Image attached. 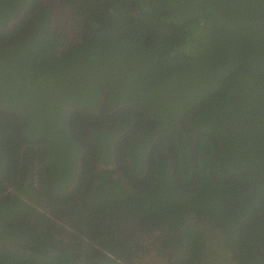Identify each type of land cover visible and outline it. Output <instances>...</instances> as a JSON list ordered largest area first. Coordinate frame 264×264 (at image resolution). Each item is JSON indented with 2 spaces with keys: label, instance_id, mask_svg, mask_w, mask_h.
<instances>
[{
  "label": "trees",
  "instance_id": "16d2710c",
  "mask_svg": "<svg viewBox=\"0 0 264 264\" xmlns=\"http://www.w3.org/2000/svg\"><path fill=\"white\" fill-rule=\"evenodd\" d=\"M62 4L69 6L75 38L67 26L61 31L63 24L53 28L56 12L46 0H0V93H8L2 103L27 108L30 125V134L18 138L9 130L16 129L13 120L0 111L5 150L13 156L52 123H61L67 112L74 123L92 117L73 105L102 111V92L111 107L148 106L164 121L160 131L177 126L204 132L197 144L198 179L192 142L171 134L175 151L164 146L168 154L161 177L148 192L131 195L122 178L110 186L114 194L122 193L119 205L137 213L135 220L154 223L161 245L180 247L185 264H199L205 249L203 227L195 223L204 215L223 232L227 248L220 245V252L238 264H264V0ZM129 113L140 119L144 111L122 115ZM154 159L156 164L158 156ZM196 181L191 192L180 185L192 187ZM25 215L17 202L0 207L1 224L11 223L12 230L31 220ZM115 216L121 222L122 215ZM116 224L107 232L109 244L101 242L103 251L80 235L72 245L56 241L46 223L23 228L17 237L25 245L14 247L2 237L0 225V264L136 262L134 257L141 256L137 244L126 242ZM47 239V246L35 245Z\"/></svg>",
  "mask_w": 264,
  "mask_h": 264
},
{
  "label": "flooded vegetation",
  "instance_id": "af4514ba",
  "mask_svg": "<svg viewBox=\"0 0 264 264\" xmlns=\"http://www.w3.org/2000/svg\"><path fill=\"white\" fill-rule=\"evenodd\" d=\"M46 2L55 8L54 29L63 22L65 24L68 18L72 19L66 12L69 6L62 4V0ZM0 96L7 97L0 99L2 105L0 111L13 120L16 129H9L12 135L18 138L29 135L30 125L26 122L29 119L26 114L27 108L3 107L7 105L2 101H8V93L4 95L0 93ZM73 106L82 115L91 113L92 117L85 118L84 115L82 121L74 123L67 112L61 123H52L51 129L41 133L40 138L31 139L33 143L25 142L20 149L17 148L18 154L17 149L13 156L5 150L0 136V207H11L17 202L20 207H25L26 217L40 220L51 228L57 225L64 226L66 229L57 226L60 228L57 235L52 232L56 241L62 240L72 245L80 235L95 245V251H103L104 245L101 242L109 244L111 236L107 232L117 223L118 217L116 218L115 214L119 212L122 218L121 222L116 224L118 231L124 239L126 238V242L137 244V251L143 253L153 250V254L162 257L160 260L162 264H185L183 250L171 244L162 246L154 223H145L141 218L135 220L137 213L134 214L120 206L122 193L114 194L110 186L115 185V180L122 178L125 181L122 186L131 187V195L148 192L161 177L160 167L164 163V156L168 154L167 149L163 150L164 146L170 144L175 151L171 134H175L181 142L188 144L192 142L195 179H198L197 144L204 132L191 133L188 130H179L180 127L177 126L171 131H160L159 124L164 121L153 116L148 106H145L146 110L136 103L130 105L132 108L111 107L107 94L102 97V93L101 108L107 111L114 109L115 116L110 111L108 113L102 112L101 109L93 111L77 103ZM132 109L144 111V114L140 119V115L135 113L122 115ZM181 122L177 121L179 124ZM134 126L135 128L131 129ZM67 129L71 133L70 136ZM72 137L74 144L71 142ZM152 137L154 139H150ZM57 148H60L61 153H57ZM154 156H158L156 164ZM108 171L110 173H107ZM176 172L175 170L179 182ZM214 179L217 180L216 175ZM197 184L196 181L192 187H186L180 183L187 192L195 190ZM196 218L195 223L203 227L205 236V249L200 254L199 264H238V260L231 258L229 253L220 258L215 255L216 248L213 242L223 241V232L205 215ZM0 225L5 234L2 236L5 237V241L14 247L20 246L19 242L25 245L17 237L24 226L18 230L16 224L12 230L11 223L3 225L0 222ZM93 238L95 239L92 240ZM149 239L151 244L143 243ZM48 241L50 239L35 245L44 247L50 243ZM219 244L224 247L221 242ZM226 248L227 246L224 247L225 250ZM134 259L139 261L141 256L138 255ZM125 263L136 262L129 260Z\"/></svg>",
  "mask_w": 264,
  "mask_h": 264
},
{
  "label": "rangeland",
  "instance_id": "374dc122",
  "mask_svg": "<svg viewBox=\"0 0 264 264\" xmlns=\"http://www.w3.org/2000/svg\"><path fill=\"white\" fill-rule=\"evenodd\" d=\"M72 19L68 18V20L65 21V24L62 23L63 26L61 27V31H63V32L65 31L64 28H63L64 26H67L69 28V30H70L69 33H70V37L71 38L75 37V35L73 34V30H74L73 24L74 23H72ZM71 23H72V25H71ZM76 30H78V29L76 28ZM220 242H221V240L220 241L217 240V241L213 242L214 245H215V248H216L215 255L218 258L222 257L223 255H226V253L224 251H223V253L219 251V248H220V244L219 243ZM143 243L151 244V240L149 239L147 241H144ZM161 258L162 257L156 256V254H153V250L152 251H147V252L141 253V259L139 261H136V263H134V264H162L161 261H160Z\"/></svg>",
  "mask_w": 264,
  "mask_h": 264
},
{
  "label": "clouds",
  "instance_id": "9594fccd",
  "mask_svg": "<svg viewBox=\"0 0 264 264\" xmlns=\"http://www.w3.org/2000/svg\"><path fill=\"white\" fill-rule=\"evenodd\" d=\"M106 94L104 93V92H102V97H104ZM113 110L114 109H108V111H110L112 114H113V116H115V112H113ZM108 111L107 110H105V109H103L102 110V112H105V113H108ZM38 224H43L42 223V221H40V220H37V219H31V220H26L25 221V223H24V229H23V232H25L26 231V229H29V227H36ZM57 226H60L62 229H66V228H64V226H62V225H57ZM54 227V228H52V232H54L56 235L58 234V232H59V230H60V228L59 227ZM61 229V230H62Z\"/></svg>",
  "mask_w": 264,
  "mask_h": 264
}]
</instances>
